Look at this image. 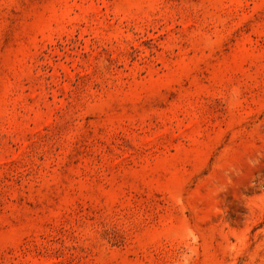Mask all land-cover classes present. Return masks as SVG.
I'll list each match as a JSON object with an SVG mask.
<instances>
[{
    "label": "rangeland",
    "instance_id": "374dc122",
    "mask_svg": "<svg viewBox=\"0 0 264 264\" xmlns=\"http://www.w3.org/2000/svg\"><path fill=\"white\" fill-rule=\"evenodd\" d=\"M0 264H264V0H0Z\"/></svg>",
    "mask_w": 264,
    "mask_h": 264
}]
</instances>
